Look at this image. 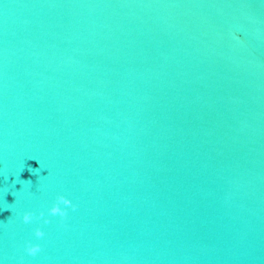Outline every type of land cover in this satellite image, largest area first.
<instances>
[{
    "label": "water",
    "instance_id": "1",
    "mask_svg": "<svg viewBox=\"0 0 264 264\" xmlns=\"http://www.w3.org/2000/svg\"><path fill=\"white\" fill-rule=\"evenodd\" d=\"M0 264H264V0H0Z\"/></svg>",
    "mask_w": 264,
    "mask_h": 264
},
{
    "label": "clouds",
    "instance_id": "2",
    "mask_svg": "<svg viewBox=\"0 0 264 264\" xmlns=\"http://www.w3.org/2000/svg\"><path fill=\"white\" fill-rule=\"evenodd\" d=\"M30 182V181H25ZM63 204L65 206H71L73 209H75L76 205L72 204L71 200L65 197L64 195H59L57 197L56 203L52 205V207L49 209L50 213L53 215L59 214L61 217H64L67 215L66 208H62L60 205ZM41 216H43V212L40 213ZM33 218V214L31 212H25L23 214V221L25 223L29 222ZM45 223H48L49 221L47 218H45ZM35 235L37 237H42L44 235L43 231L40 228H36ZM25 250L30 255H35L38 251H40V245L39 244H32L31 242L27 243Z\"/></svg>",
    "mask_w": 264,
    "mask_h": 264
}]
</instances>
